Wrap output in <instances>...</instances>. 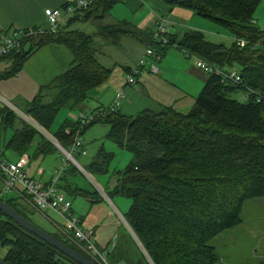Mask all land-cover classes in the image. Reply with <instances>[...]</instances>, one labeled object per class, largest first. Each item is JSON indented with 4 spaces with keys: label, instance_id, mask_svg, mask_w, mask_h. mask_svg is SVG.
Returning a JSON list of instances; mask_svg holds the SVG:
<instances>
[{
    "label": "trees",
    "instance_id": "1",
    "mask_svg": "<svg viewBox=\"0 0 264 264\" xmlns=\"http://www.w3.org/2000/svg\"><path fill=\"white\" fill-rule=\"evenodd\" d=\"M117 1L94 0L89 9L68 18L55 32L29 37L19 51L4 56L11 58L13 65L0 78L15 75L24 61L44 44H62L70 51L72 65L41 86L23 109L64 147L71 140L65 129H73L77 124L65 118L50 131L57 113L62 108L82 111L88 91L107 81L112 72L97 58L98 41L104 39L116 44L126 34L147 42L146 45L150 43L149 29L141 30L126 20L101 23L100 19ZM165 2L170 7L189 8L222 25L234 38L227 46L208 41L201 31L186 29L168 35L170 44L164 47L176 44L210 64L225 70L236 69L241 82L233 83L208 73L202 89L185 112L172 105L143 109L132 115L120 108L95 110L105 111L106 115L97 117L88 126L107 125V139L131 154L124 168L112 173L114 184L105 192L108 196L116 194L130 199L123 216L142 247L141 250L130 237L134 251L118 247L117 251L108 252L111 264H219L213 238L242 223L245 201L264 197V101H257L254 94L247 95L249 89L264 94V29L253 18L259 0ZM89 19L99 22L95 32L86 33L73 27L75 21ZM240 39L244 40L242 46L237 43ZM155 49L159 53L163 47ZM48 88L55 91L49 100V92H45ZM237 91L245 93L243 101L232 97ZM0 122L13 130L4 148L18 156L26 153L31 159L57 149L3 104H0ZM111 158L113 153L100 147L86 170L108 173ZM76 170L67 163L59 180L60 189L66 195L82 196L93 202L95 189H81L68 182ZM0 199L33 222L15 198L1 194V185ZM46 232L76 250L60 232ZM0 246L6 248L0 258L8 264H79L23 229L1 209Z\"/></svg>",
    "mask_w": 264,
    "mask_h": 264
},
{
    "label": "crops",
    "instance_id": "2",
    "mask_svg": "<svg viewBox=\"0 0 264 264\" xmlns=\"http://www.w3.org/2000/svg\"><path fill=\"white\" fill-rule=\"evenodd\" d=\"M72 1L73 0H0V34L4 31L9 30V28L24 29L39 25L47 27L48 23L43 13L44 9L61 8L64 4L70 3ZM179 8L178 6L170 7L168 3L165 2V0H118L109 9L102 21L104 24H111L118 20H126L134 24L137 28L141 30L149 29V32L152 33L154 28L156 27L158 18L164 15L166 16L168 21L166 25V31L168 35H173L179 32L178 30L180 29H177V27L179 26L175 22L177 21L176 19L186 21L189 20V26L202 32L208 31V29H215L214 26L208 23L207 20L209 19L195 14V12L189 8ZM66 20L67 18L63 19L61 24ZM93 21L95 23H99L94 19ZM104 41L105 45H103L100 50L98 49L97 58L103 65L110 67L112 69V72L107 81H105L100 86L92 88L88 91V93L90 94L89 96L93 99V101L97 103V106L100 105L98 108L112 105L116 93L119 90H123L125 97L118 108H120L121 111L125 114L132 115L143 109L156 110L161 106L167 105H172L173 107L176 106V108L179 107V110H182L181 108L187 105L179 102L177 103V101L184 97H190L191 99L195 97L202 89L207 79L208 73L196 67L195 61H192L190 59L192 58V56H187L186 53L188 52L186 50H183L176 46V44H173L171 46H168L167 48L163 47V49H161L159 53H155V61L159 63L156 73H150L148 71V65H146L141 73L137 76L136 82L131 85H126L125 73L136 63L138 58L142 55L147 42H143L126 34L121 35L116 44L110 43L108 40ZM170 47L174 48L175 51L168 52ZM123 49L126 50L122 51ZM170 54L173 56L172 63H169L165 61V59H162L164 57H168L167 55ZM150 62L153 63V60L150 59ZM71 65L72 55L70 51L62 44L49 43L37 48L24 61L17 73H21L26 69L29 70L34 77L33 80H35V82L37 83L39 82L40 88L41 86L53 81L55 77H57L63 71L67 70ZM88 99L86 102L89 101ZM144 99H148V102L145 103L143 101ZM86 102L82 106V112L84 113ZM94 111L95 110L92 109L87 114L93 113ZM65 118L70 119V115L68 117L66 116ZM99 124H101V128L103 129L108 128V126L105 124ZM89 127L90 126H88L87 128ZM87 128L84 132H86ZM87 135L88 133L86 134V136ZM1 152L3 156L9 160H15L18 157V155L11 149H8L7 155L5 154L3 149L1 150ZM52 152L54 151H49L47 154L37 155L34 157H40L42 162H45L50 160L49 158H47V155L49 156V154ZM57 166L58 165L54 164L52 168L45 169L43 168V166L38 164L37 166L31 168L30 159L25 170L26 173L32 178L38 179L42 183H46L50 178V174ZM38 168L42 169V173H37ZM1 184L2 178H0V185ZM6 195L8 197L15 198L16 202L19 203V206H22L25 211H28V216L31 219L33 213L40 215L42 218L53 223L54 231L50 232H60L64 237L70 239L61 230V226L59 227L58 222H56L49 216L48 213H51V211H37L31 205L26 204L23 199H20L16 191H13L11 196H9L8 194ZM258 208H264V197L254 198L251 199V201L247 200L244 202L242 207V211L250 209L249 237L246 239V241L250 243H253L254 241L260 242L264 240L263 225H260L258 223V220L264 221V218L261 216H258L257 218V215L252 213V209ZM32 221L34 222L33 219ZM81 224L84 228L89 229L88 227L83 225L82 221ZM242 225L243 220L240 225L224 230L213 238L212 244L220 256L219 264H225V258L220 253V251L223 245H227L228 232ZM40 228L43 229L41 226ZM95 242L100 249H102L103 251L105 250V254L106 252H113L117 248V242L111 243V246H113L111 251H107V247H101L96 240ZM250 250L256 252V248L253 246L249 248V252ZM257 255L258 257L256 258H259L261 262L264 263V251L259 252V254H255V256Z\"/></svg>",
    "mask_w": 264,
    "mask_h": 264
},
{
    "label": "rangeland",
    "instance_id": "3",
    "mask_svg": "<svg viewBox=\"0 0 264 264\" xmlns=\"http://www.w3.org/2000/svg\"><path fill=\"white\" fill-rule=\"evenodd\" d=\"M179 8V7H178ZM185 9V8H179ZM105 17V16H104ZM103 17V18H104ZM103 18L100 19L101 23H103ZM253 18L255 24H257L260 28L264 29V0H259V3L254 11ZM175 21L179 27L177 29L180 32L182 30H196L189 26V20H181L176 19ZM210 25L214 26L215 29H208V31L202 32L204 33L205 38L213 43H221L225 45H230L233 41V35L227 28L223 27L220 24H217L211 20H207ZM98 23H95L92 19L89 21H82L77 20L74 22L73 27L78 28L86 33H92L97 30ZM156 28V27H155ZM154 28V30H155ZM10 29V28H9ZM153 30V31H154ZM200 31V30H198ZM105 45L104 39H100L97 43V47L100 48ZM142 46V45H141ZM126 49H123L124 51ZM175 51L174 48L170 47L168 52ZM155 56L152 57L153 64L157 67L159 63L155 61ZM168 57H164L165 61L172 63L173 56L167 55ZM192 61H195V58H190ZM158 61V60H157ZM159 62V61H158ZM13 65V60L11 58H0V73L5 72L6 70L10 69ZM158 69V68H157ZM148 71L151 73L150 68L148 66ZM33 75L30 73L29 70H24L21 73H17L13 76H9L6 78H0V104L3 101H7L14 105L18 110L23 112V109L33 96L39 90V82H35L33 80ZM44 84V83H42ZM45 92H49L47 100L51 99L55 91L50 90V88L46 89ZM90 94L88 93V96ZM196 97V96H195ZM195 97L192 99L190 97L182 98L177 101V103H183L187 106L181 108L183 112L188 111L190 106L192 105ZM232 97L243 101L245 97V93L243 91H237L236 93L232 94ZM89 101L86 102L85 113L90 112L92 109L96 110L100 105L97 106V103L93 101V99L89 96ZM145 103L148 102V99L143 100ZM176 104V103H175ZM174 104V106H175ZM97 106V107H95ZM110 106V105H109ZM109 106L101 107L107 108ZM176 108V106H175ZM176 109L179 110V107ZM78 111H66V109L62 108L57 113L50 131H54L61 121L71 113H75ZM101 124L97 123L89 128H87L86 132H83V142L85 141L84 148L86 154L76 156L78 163L84 168L85 172H82L77 168L74 173H71L68 177V182L71 185H76L81 189L87 190H96L97 194L95 196H99L98 199L94 197L95 201L91 202L88 198L82 196H69L67 197L71 201L72 211L73 214L76 215L83 223L84 226L88 227L93 234V239L98 242V244L106 248L107 251H111L113 246H111L112 242H117V248H128L131 251H134L133 247L130 244V241L133 244L132 240H130L131 235L125 228V226L120 221L116 211L120 212L122 215L127 210L130 199L121 196V195H103L100 191L96 188L99 186L100 189H104V193H106L109 189H111L112 184H114V176L112 173L117 170H122L124 166L130 161L131 154L120 147H118L113 141L107 139V129L101 128ZM89 131V132H88ZM13 130L11 127H4V125L0 122V149L4 150L5 154H8V149H4V143L8 140L11 136ZM85 133V134H84ZM88 135L86 136V134ZM55 146V144L53 143ZM103 147L106 151H112L113 158L108 161V173L105 174H98V173H90L86 170L87 165L90 163L92 158L95 156L96 151ZM47 158L50 160L42 162L40 157L31 158V168L40 164L43 168H52L54 164L61 165L65 158V155L58 149L47 155ZM71 163V162H70ZM72 164V163H71ZM73 165V164H72ZM74 166V165H73ZM106 191V192H105ZM9 196L12 195V192L8 193ZM251 201V199L249 200ZM37 212V211H36ZM39 213V212H38ZM252 213L264 218V208L252 209ZM35 214V215H34ZM49 216L58 222L59 227L62 225V222L59 217H57L53 212L48 213ZM249 216H250V209L242 211L241 218L243 220V225L235 228L228 232L227 237V245H223L221 248L220 253L225 258V264H260L261 260L255 256V254H259V252L264 251V240L263 241H254L253 243L247 242L246 239L249 237ZM32 219L35 223L39 224L43 229L47 231H54L53 223L47 221L46 219L42 218L40 215L33 213ZM260 225H263L264 228V221L258 220ZM132 238V237H131ZM133 239V238H132ZM72 246L74 245L76 250L81 254L85 255L87 258L88 255L81 249L73 240L68 239ZM238 241V242H236ZM256 248V252L250 250L251 247ZM6 251V248L0 246V256L3 255ZM105 251V250H104ZM117 251V249L115 250ZM108 252H106L107 254ZM90 259V258H89ZM91 260V259H90ZM92 261V260H91ZM94 262V261H93ZM95 263V262H94ZM110 263V261H109ZM111 264V263H110Z\"/></svg>",
    "mask_w": 264,
    "mask_h": 264
},
{
    "label": "built area",
    "instance_id": "4",
    "mask_svg": "<svg viewBox=\"0 0 264 264\" xmlns=\"http://www.w3.org/2000/svg\"><path fill=\"white\" fill-rule=\"evenodd\" d=\"M93 1L94 0H73L61 8H45L43 13L48 23L47 27L39 25L24 29L11 28L2 32L0 34V58L8 55L12 51H19L23 46V42L29 37H36L46 31L55 32L63 19H68L80 10L88 8ZM167 22V18L164 15L158 18L156 28L152 32L150 38V43L146 45L142 55L138 58L136 63L125 73L126 85L134 84L137 76L146 65L149 66L152 73L157 72V67L150 62V59H152L156 53L155 48L164 47L169 44V38L166 31ZM262 41L264 43V38ZM237 43L242 46L244 44V40L240 39ZM186 55L194 57L196 67L206 73H214L220 76L221 79L229 80L233 83L241 82L240 73L236 69L225 70L219 65L210 64L193 54L190 55V53H186ZM249 94H254L257 101H264V94H261L259 91L249 89L247 91V95ZM124 97V91L119 90L116 93L112 105L108 108L110 110L118 108ZM244 98H246V95ZM1 104L5 105L14 114L26 121L48 140L54 143L55 147L60 150L66 158L61 165H58L52 171L49 180L46 183H42L38 179L32 178L26 173L25 168L30 161V157L26 153L19 155L15 160H9L3 156L0 150V178H2L1 194H8L9 192L16 191L20 199H23L26 204L31 205L37 211L43 212L47 210L53 212L62 222L61 230L79 247H81V249H84L92 261L96 264H110L107 255L99 248L93 239L92 232L89 229L84 228L80 219L73 214L70 199L59 187V180L67 163L71 162L76 168L85 172L84 168L76 159V156L86 154L82 136L83 132L85 131V127H87L97 117H104L106 112L96 111L94 113L87 114L80 111L70 114V119L76 122L77 125L73 129H65V133L70 135L71 140L67 147H64L47 131L36 124L24 112L18 110L14 105L7 101H3ZM37 173H42V169L38 168ZM96 188L101 194L103 193L105 196L107 195L99 188V186H96ZM116 213L131 237L142 250L140 243L129 227L124 216L118 211H116Z\"/></svg>",
    "mask_w": 264,
    "mask_h": 264
},
{
    "label": "water",
    "instance_id": "5",
    "mask_svg": "<svg viewBox=\"0 0 264 264\" xmlns=\"http://www.w3.org/2000/svg\"><path fill=\"white\" fill-rule=\"evenodd\" d=\"M0 209L7 215L10 219L16 222L19 226L23 229L28 231L29 233L37 236L38 238L42 239L46 243L50 244L54 248L58 249L68 257L72 258L79 264H96L87 258L85 255L81 254L80 252L74 250L73 248L67 246L63 242L59 241L45 230L41 229L33 222L22 216L18 213L15 209L10 207L5 201L0 199ZM0 264H8L0 258Z\"/></svg>",
    "mask_w": 264,
    "mask_h": 264
},
{
    "label": "bare ground",
    "instance_id": "6",
    "mask_svg": "<svg viewBox=\"0 0 264 264\" xmlns=\"http://www.w3.org/2000/svg\"><path fill=\"white\" fill-rule=\"evenodd\" d=\"M89 9V8H88ZM170 44V43H169Z\"/></svg>",
    "mask_w": 264,
    "mask_h": 264
}]
</instances>
